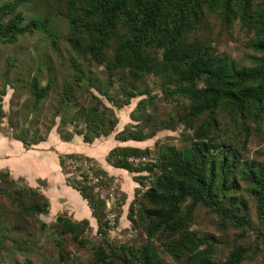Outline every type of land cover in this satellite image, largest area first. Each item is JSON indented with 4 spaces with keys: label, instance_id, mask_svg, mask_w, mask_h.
<instances>
[{
    "label": "trees",
    "instance_id": "obj_1",
    "mask_svg": "<svg viewBox=\"0 0 264 264\" xmlns=\"http://www.w3.org/2000/svg\"><path fill=\"white\" fill-rule=\"evenodd\" d=\"M204 6L209 11L216 10L228 25L238 18L242 27L253 31L251 46L259 55L252 56L251 66L238 65L227 56L213 55L202 42L189 41L185 37L203 20ZM62 14L71 29L70 44L86 55L90 53L91 60L104 62L109 70L126 69L135 77L153 73L164 78L165 94L183 98L182 112L177 119L193 129L188 145L182 148L166 145L157 154L159 172H155L151 187L143 195L145 203L138 212V217L145 221V244L141 248L123 245L122 253H110L102 237L92 264H137L133 259L140 264H167L151 240H159L163 250L183 264H240L248 256L246 246L233 240L225 260H218L214 258L217 250L214 237L198 234L189 227L196 206L204 204L220 216L222 227L233 226L239 229L241 236L247 235L251 212L250 202L243 195L245 191L253 199L256 234L264 237V163L241 158L237 146L231 143L226 146L214 131L220 128L225 131L217 118L221 111L236 128L243 127L247 119L257 123L264 115V0H65ZM23 20L24 15L17 10L15 2L1 4L0 39L14 42L17 35L30 30L29 22L22 24ZM84 33L88 38L79 42L78 38ZM110 46L113 54L109 58L105 49ZM38 71H41L40 64ZM201 80L203 85H199ZM50 83L48 80L42 86L37 75L31 78L29 90L33 106L37 107L47 95ZM100 94L115 102L105 90ZM124 94L127 100L123 105H126L135 93L125 91ZM68 99L70 95L66 92L62 103ZM150 99L147 94L138 101L136 108H144L143 103ZM115 105L122 106L116 102ZM87 111V127L76 131L85 142L108 135L118 123L112 107L103 102L101 108L94 105ZM202 115L201 122L195 126L193 121ZM4 117L5 111L0 104V123ZM150 119L146 114L145 121ZM160 123L153 127L150 135L161 128H171L167 123ZM13 136L26 147L38 140H28L23 134ZM147 137L142 129L130 131L126 127L116 134V138L123 141H142ZM147 153V148L118 145L109 151L106 159L114 166L135 171L133 179L140 183L143 178L140 173L153 171L155 166H133L128 157ZM67 156L71 154L60 158L63 167ZM0 176L6 178L9 174L0 170ZM66 182L87 201L98 222L97 230L105 235L104 202L92 195L83 180V183H72L66 178ZM30 193L32 210L46 212L47 197L34 190ZM129 219L135 221L131 215ZM56 221L60 232L72 233L74 237L90 227L86 218L70 220L57 215Z\"/></svg>",
    "mask_w": 264,
    "mask_h": 264
},
{
    "label": "rangeland",
    "instance_id": "obj_2",
    "mask_svg": "<svg viewBox=\"0 0 264 264\" xmlns=\"http://www.w3.org/2000/svg\"><path fill=\"white\" fill-rule=\"evenodd\" d=\"M7 1L16 3L17 10L24 15L22 24L29 22L31 28L17 35L14 42L0 39V104L5 111L0 130L9 135L23 134L28 140L37 138V141L45 139L51 132H57L62 138L72 136L77 130L87 127V110L94 105L101 108L103 102L112 107L118 120L114 129L106 136L116 140V134L124 127L130 131L142 129L147 138L142 141L126 139L123 142L126 143L125 146H137L143 150L147 148L149 153L144 155L156 162L151 164L155 166L153 171L143 174L137 172L143 178L140 183H136L134 194L129 198L121 190V181L109 176L97 160L76 153H69L71 156L64 158L63 175L72 183L84 181L80 170L68 162V158L72 156L91 159L96 172L102 174L106 195L100 197L89 188L92 195L105 204L102 217V221L106 222L105 235L97 230L98 222L92 212L86 218L90 227L85 228L78 236L60 232L57 215L76 220L71 210L64 207L66 202H59L60 212L53 211L50 203L46 212L34 211L31 207L30 190L43 193L42 181L33 187L22 177L0 176V264H92L97 254L96 246L102 241V237H105L103 240L108 244L105 247L110 253L121 251L123 245L141 248L146 242L145 221L138 217V212L145 203L143 195L151 187L155 172H159L156 166L157 154L166 145L185 147L193 135L192 127H186L177 119L182 112L183 98L176 94H165L167 83L161 76L145 73L135 77L126 69L109 70L104 62L91 60L90 53L86 55L82 50H76L69 42V37H72L71 29L62 14L65 0H0V5ZM202 9L203 20L188 31L185 37L189 41L202 42L213 55L227 56L238 65L251 66L254 63L252 56L259 55L251 46L255 36L253 31L242 27L238 18L228 25L216 10L209 11L205 6ZM32 20L36 23H31ZM86 38L88 37L84 33L78 39L83 43ZM160 53L161 51L158 56ZM105 54L109 58L112 56V46L105 49ZM39 64L41 71L37 72ZM34 75L38 76L42 86L48 80L51 81L47 95L37 107L31 104L33 99L29 90V82ZM199 85H203L202 80ZM103 90L122 106H116L115 102L100 94ZM125 91L134 92L135 96L130 98L128 104L123 105L127 100ZM66 92L70 99L62 103ZM147 94L151 97L150 102L143 103L144 108H136L138 101ZM146 114L151 118L149 121H145ZM203 117L202 115L194 120L193 124H199ZM217 118L225 130L214 129L218 132L219 140L225 141L226 146L230 143L237 146L241 158L264 163V115L257 123L247 119L243 127L238 125L237 128L223 111L218 113ZM160 122L169 124L171 128H161L150 135L153 127L161 124ZM128 172L133 176L136 174L135 171ZM241 185L246 186L243 182ZM243 195L250 202L251 222L247 235L241 236L239 229L233 226L222 227L220 216L204 204L196 206L189 228L196 230L198 234L214 237L217 247L215 259L225 260L234 240L248 248V256L240 264H264V237L256 234L253 199L245 191ZM47 199L49 201L48 197ZM109 214L115 216L113 225L107 222ZM130 215L134 222L130 221ZM150 242L157 247L167 264H183L182 260H175L171 253L164 251L159 240ZM133 260L140 264L136 259Z\"/></svg>",
    "mask_w": 264,
    "mask_h": 264
},
{
    "label": "crops",
    "instance_id": "obj_3",
    "mask_svg": "<svg viewBox=\"0 0 264 264\" xmlns=\"http://www.w3.org/2000/svg\"><path fill=\"white\" fill-rule=\"evenodd\" d=\"M118 145L126 143L117 138L111 140L110 136L85 142L77 133L62 138L57 132H51L45 139L26 147L20 139L0 130V170L13 178H24L33 187L42 181V191L49 198L50 208L60 212L59 202H66L64 207L71 210L74 219L80 220L90 217L91 210L80 192L66 182L60 158L64 154L76 153L97 160L109 176L121 181V190L130 198L137 186L133 175L106 159L109 151Z\"/></svg>",
    "mask_w": 264,
    "mask_h": 264
},
{
    "label": "built area",
    "instance_id": "obj_4",
    "mask_svg": "<svg viewBox=\"0 0 264 264\" xmlns=\"http://www.w3.org/2000/svg\"><path fill=\"white\" fill-rule=\"evenodd\" d=\"M78 158L76 156L69 157L68 162L71 163L75 168L77 167L78 170H80L81 177L84 179L87 186L91 187L93 191L98 194V196L104 197L106 195V192L102 174L96 172L95 164H93L91 159L84 157L79 159ZM128 161L136 164H153L154 162H156L154 159L147 157L144 154L139 156H130L128 157ZM107 222L113 225L115 223V216H113V214H109Z\"/></svg>",
    "mask_w": 264,
    "mask_h": 264
}]
</instances>
